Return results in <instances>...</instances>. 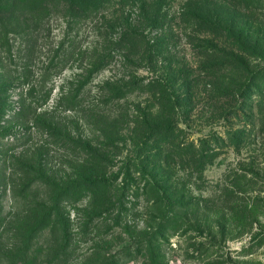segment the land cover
<instances>
[{"label":"rangeland","instance_id":"rangeland-1","mask_svg":"<svg viewBox=\"0 0 264 264\" xmlns=\"http://www.w3.org/2000/svg\"><path fill=\"white\" fill-rule=\"evenodd\" d=\"M156 2L169 13L166 24L171 28L167 32L172 36L162 41L165 52L150 59L146 51L136 54L129 45L124 46L121 34L129 28L127 22L147 27L145 33L154 40L157 31L143 16L155 13ZM187 2L146 0L144 4L143 0H115L103 17L78 20L66 14L61 4L57 8L49 4L41 19L38 14L34 20L23 17L17 31L0 15V264H97L92 259L93 242L77 244L78 235H72L76 245L59 251L63 234L58 230L39 233L32 241V249L24 251L22 222L27 210L49 194V188L38 178V165L42 163L39 153L45 152L44 165L53 166L61 175L72 174L67 161L73 160L72 154L79 149L71 139H88L92 143L101 140L98 120L102 118L93 115V105L104 101L106 96L100 86L105 81L130 86L157 77L173 78L185 70L197 72L210 62L211 51L204 53L205 47L217 44L223 50L231 48L230 41H217L213 36L203 38L207 42L196 39L191 26L181 17ZM237 9L247 16L250 25L253 23L251 36L245 51L235 43L237 47L229 52L237 62L245 58L242 63L247 67V79L254 76L256 81H248L251 88L247 95H237L236 112L229 120L218 118L215 108L223 101L206 98L203 82L198 87L200 95L195 90V109L187 121L183 117L180 122L184 127L185 122L189 123L193 139L211 130L220 139L218 156L205 170L200 188L194 191L206 198L212 209L206 216L201 215L203 231L176 233L165 244V264H264V0H256L250 10ZM258 28L263 34L256 32ZM152 45L150 41L143 49L149 50ZM104 47L111 55L107 54L101 67L94 68L93 58L98 53L105 55ZM238 65L239 62L233 65L230 81L235 88L247 80L239 78L244 71ZM171 83L175 86L180 82ZM128 90L126 98L106 105L111 108L108 116L146 106L148 91L134 85ZM51 119L63 129L57 136L47 132L41 123ZM127 128H123L122 135H130ZM133 148L130 140L119 142L115 170L120 165L118 161L133 155ZM71 211L74 219L77 213ZM141 215L135 219L140 228L144 225ZM121 237L125 239L116 240L110 250L115 256H121L122 247L129 243L126 234ZM125 264H142V260Z\"/></svg>","mask_w":264,"mask_h":264},{"label":"trees","instance_id":"trees-1","mask_svg":"<svg viewBox=\"0 0 264 264\" xmlns=\"http://www.w3.org/2000/svg\"><path fill=\"white\" fill-rule=\"evenodd\" d=\"M255 2L188 0L181 17L191 26L196 39L207 42V37L213 36L217 41H230L231 46L224 50L217 44L205 47L204 53L211 51L208 54L210 62L200 71L185 70L176 73L173 78L157 77L148 83L138 81L130 86H118L107 80L100 86L106 97L101 103L93 105V115L102 118L98 120L101 123V140L92 143L88 139H71L79 149L77 154H72L73 160L67 161L72 174L61 175L53 166L44 165L45 152L39 153L42 163L38 165V178L49 188V194L27 210L22 222L23 234L26 235L24 251L32 249V241L39 233L58 230L63 234L62 241L59 240V251H67L76 245L72 235H78L77 244L93 242L92 259L97 264H125L134 259H141L142 264H165L168 260L165 244L170 243L173 235L203 231L201 215L206 216L212 206L194 191L200 188L199 183L207 167L215 162L220 139L212 130L198 140L193 139L189 123L185 122L187 125L184 127L180 121L184 120L183 117L187 121L195 109L196 100L193 99L201 82L206 98L222 100V104L227 102V106L220 104L215 111L219 112L217 116L220 120H229L236 112L234 103L237 95H247L251 88L248 81H256L254 76L247 79L248 73L244 71L247 67L242 63H245V58H242L241 62L238 61V68L244 72L239 74V78L247 80L242 81L238 88L230 84L233 65L238 62L232 59L233 53L229 52L237 45L245 51L253 23L250 25L247 16L237 8L250 10ZM114 3L115 0H0V15H4L7 25L17 31L16 27L23 17L34 20L38 14L41 19L47 13L49 4L56 8L61 4L66 14L78 20L103 17ZM168 16L169 13L156 2L155 13L143 16L157 31L155 39L151 40L149 33H145L147 27L126 22L129 28L123 30L121 43L129 45L128 48L136 54L146 51L150 59L161 55L165 52L162 41L172 36L171 32H167L171 28L166 24ZM256 32L263 34L260 28ZM260 36L256 40L257 46ZM150 41H153L152 47L143 49V45ZM102 49V53L106 54L94 56V68L101 67L107 54L111 55L106 52L107 48ZM173 80L180 83L174 86L171 83ZM133 85L149 92L146 106L139 105L135 112L126 108L116 117L108 116L111 108L106 105L126 98L130 92L128 88ZM196 95H200V90ZM2 107L0 104V112ZM41 123L54 136L63 132L53 119ZM126 127L130 135H122ZM129 140L134 145L133 155L118 161L120 165L115 170L118 160L115 150L119 142L127 143ZM72 209L77 213L74 219L71 218ZM138 214L144 217L141 228L135 223ZM123 234L127 235L129 243L122 247L123 256H115L110 250L116 240L122 242L125 239L121 237Z\"/></svg>","mask_w":264,"mask_h":264}]
</instances>
